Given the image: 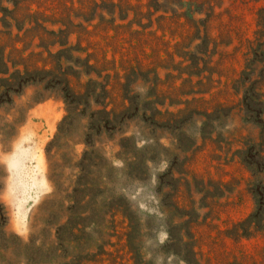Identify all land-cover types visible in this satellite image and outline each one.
I'll use <instances>...</instances> for the list:
<instances>
[{
    "label": "rangeland",
    "instance_id": "374dc122",
    "mask_svg": "<svg viewBox=\"0 0 264 264\" xmlns=\"http://www.w3.org/2000/svg\"><path fill=\"white\" fill-rule=\"evenodd\" d=\"M0 264H264V0H0Z\"/></svg>",
    "mask_w": 264,
    "mask_h": 264
},
{
    "label": "trees",
    "instance_id": "16d2710c",
    "mask_svg": "<svg viewBox=\"0 0 264 264\" xmlns=\"http://www.w3.org/2000/svg\"><path fill=\"white\" fill-rule=\"evenodd\" d=\"M68 111H70L71 112V110H68ZM97 112V111H96ZM98 112H103L102 110H100V111H98ZM67 118H69V115L68 116H66V117H64V119L60 122V124H59V127H58V133L56 134V145H57V143L58 142H60L61 141V138L63 137V131H64V128H63V125L65 124V122H66V120H67ZM55 141H52L49 145H48V147H47V152L49 153V151H51V146H52V144H53V142H55ZM91 146H93V144H91Z\"/></svg>",
    "mask_w": 264,
    "mask_h": 264
}]
</instances>
